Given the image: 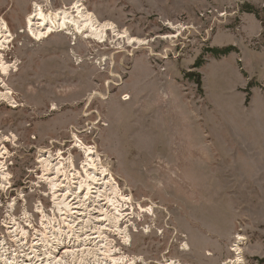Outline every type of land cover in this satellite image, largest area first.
<instances>
[{
  "label": "rangeland",
  "instance_id": "1",
  "mask_svg": "<svg viewBox=\"0 0 264 264\" xmlns=\"http://www.w3.org/2000/svg\"><path fill=\"white\" fill-rule=\"evenodd\" d=\"M75 1L0 0L13 36L2 55L16 65L0 73V90L6 84L16 102L0 100L12 175L0 190V223L13 207L21 221L34 214L38 229L36 205H54L39 157L61 151L81 171L76 136L96 147L134 205L154 207L152 216L135 209L131 245H116L123 254L138 264H264V105L255 100L264 94V0H85L144 42L135 45L111 33L97 43L65 33L35 41L25 31L34 4ZM70 186L68 199L83 200Z\"/></svg>",
  "mask_w": 264,
  "mask_h": 264
},
{
  "label": "bare ground",
  "instance_id": "2",
  "mask_svg": "<svg viewBox=\"0 0 264 264\" xmlns=\"http://www.w3.org/2000/svg\"><path fill=\"white\" fill-rule=\"evenodd\" d=\"M44 4H34L33 11L26 19L25 31L35 41L49 40L58 33H65L75 38L82 35L86 39L104 43L111 33L113 37L125 39L129 45L143 42L131 36L127 30L121 32L114 23L101 21L94 12L87 9L85 0H76L70 7L65 6L60 9H46ZM12 41L13 36L9 26L1 18L0 73L3 76H8L11 69H16V65H9L2 55ZM2 86L4 89L0 90V100L11 105L16 103L13 102L11 89L6 84ZM74 142V147L84 154L81 171L75 167L73 157L67 159L68 163H66L61 151L56 158H53L50 152H40L38 163L42 174L39 177L42 179L41 182L44 180L47 183L49 190L47 196L52 197L54 204L48 211L45 210L42 202L36 206L35 211L41 215L42 228H34V214L24 211L21 221L14 217L13 207H10L6 225L11 242L17 244L19 251L17 254L14 252L10 263L138 264L142 259L123 254L116 245L118 246L119 240L122 241L121 244L131 245L130 228L137 231L132 222L136 218L133 216L135 209H138L139 213L152 216L154 207L142 206L140 203L134 205L132 195H125L123 193L125 191L122 192L110 169L102 164L96 147L86 145L76 136ZM6 155H9V151L3 146L0 149V190L2 191H7L6 189L12 185L10 183L12 175L8 173L7 164L5 165L3 161ZM72 184L76 185V190L83 192V200L68 199L73 191L70 186ZM43 195L46 196L45 193ZM88 200H92L93 204H88ZM23 222L30 227V230ZM64 236L67 238L66 242ZM3 242L5 243L4 240ZM61 244L64 245L63 252L57 250ZM240 245L241 241L234 245L233 251L236 262L241 263L243 257ZM4 249L3 243L0 242V253ZM3 261L4 258L0 254V264ZM165 264L181 263L170 259L165 260ZM226 264H234V262L230 260Z\"/></svg>",
  "mask_w": 264,
  "mask_h": 264
},
{
  "label": "built area",
  "instance_id": "3",
  "mask_svg": "<svg viewBox=\"0 0 264 264\" xmlns=\"http://www.w3.org/2000/svg\"><path fill=\"white\" fill-rule=\"evenodd\" d=\"M38 204H41V203L39 202ZM7 220L8 219L2 220V222L0 223V242H2L3 246L5 247V249H4L5 251L1 250V253H0V254H2V256L4 258V261L1 264H11L10 261L13 260L12 257H14V252H16V254L19 252L17 250V244H15L14 242H11L10 233H9V230L7 228V225H6ZM23 224L27 229L30 230V227H27L25 222H23ZM39 227H42V226L40 225ZM65 227H67V226H65ZM2 228H4L5 234H3L4 231L2 230ZM63 239H64V242L67 241V238L65 236L63 237ZM3 240L5 241V243L3 242ZM37 246H41V245H37ZM63 246L64 245L61 244L60 247L58 246L59 248L57 247L58 248L57 250L60 252H63L64 251V249L62 248ZM42 249L43 248L41 247V250Z\"/></svg>",
  "mask_w": 264,
  "mask_h": 264
},
{
  "label": "trees",
  "instance_id": "4",
  "mask_svg": "<svg viewBox=\"0 0 264 264\" xmlns=\"http://www.w3.org/2000/svg\"><path fill=\"white\" fill-rule=\"evenodd\" d=\"M245 8L247 10V9H250L251 7H249V5L248 6L246 5ZM248 12L255 13L256 17L258 19H260V15L257 12L252 11V9H251V11L248 10ZM263 37H264V22H263ZM230 51H231L230 49H225V50L213 49V50H211V52L214 53V54H224V55H227ZM188 76L190 78H195L197 80V83L200 84V75L199 74L192 73V74H189ZM94 99H92L91 103L93 102Z\"/></svg>",
  "mask_w": 264,
  "mask_h": 264
},
{
  "label": "crops",
  "instance_id": "5",
  "mask_svg": "<svg viewBox=\"0 0 264 264\" xmlns=\"http://www.w3.org/2000/svg\"><path fill=\"white\" fill-rule=\"evenodd\" d=\"M259 100V101H261L262 103H263V105H264V94H261V95H258L257 97H255V100ZM255 100H253V102L255 101ZM262 127H264V126H262Z\"/></svg>",
  "mask_w": 264,
  "mask_h": 264
}]
</instances>
